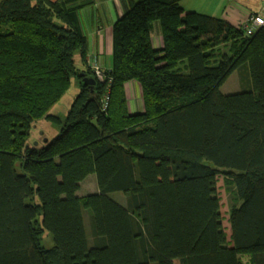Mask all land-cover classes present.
Segmentation results:
<instances>
[{
  "label": "trees",
  "instance_id": "trees-1",
  "mask_svg": "<svg viewBox=\"0 0 264 264\" xmlns=\"http://www.w3.org/2000/svg\"><path fill=\"white\" fill-rule=\"evenodd\" d=\"M123 1L103 81L85 66L95 0H0V264H264V25ZM235 70L242 89L222 92ZM73 78L62 118L51 108ZM42 119L60 133L32 144ZM93 173L98 191L81 196Z\"/></svg>",
  "mask_w": 264,
  "mask_h": 264
},
{
  "label": "crops",
  "instance_id": "crops-1",
  "mask_svg": "<svg viewBox=\"0 0 264 264\" xmlns=\"http://www.w3.org/2000/svg\"><path fill=\"white\" fill-rule=\"evenodd\" d=\"M182 3L187 11L196 10L221 17L234 26L247 21L253 14L264 15V0H183ZM124 10L123 0H95L93 5L81 10L83 25L88 35L89 53L85 60L86 67L94 60H98L103 68L111 67L113 25ZM81 65L85 67L84 64ZM125 88L130 111H141L143 104L140 85L128 82L125 83Z\"/></svg>",
  "mask_w": 264,
  "mask_h": 264
},
{
  "label": "rangeland",
  "instance_id": "rangeland-1",
  "mask_svg": "<svg viewBox=\"0 0 264 264\" xmlns=\"http://www.w3.org/2000/svg\"><path fill=\"white\" fill-rule=\"evenodd\" d=\"M155 43L160 42L158 41V38L154 40ZM90 58V57H89ZM79 61V56L77 57ZM95 62V60H94ZM98 64L102 67L100 62L97 60ZM93 64V62H92ZM105 81V79L103 80ZM242 89V82L240 79L239 72L235 70L229 78L223 83L221 86V91L224 93L229 92H236ZM80 91V86L78 81L73 78L71 80V83L67 89V91L64 93V95L61 97V99L51 108V113L57 114L60 117L64 118L66 114L68 113V110L70 108L71 103L75 99L76 95ZM141 110V109H140ZM37 126L33 128L32 137H30V143L36 144L38 142H46L47 138L51 139L59 135L60 133V127L54 123H51L49 121H46L44 119L39 120L36 124ZM219 188V194L221 197V204H222V215L224 218V226L226 228V231L228 235L231 234V228L230 223L228 221L229 219V204H228V195L225 187V182L222 180V178L219 179L218 183ZM98 191L97 186V178L96 174H90L83 182L81 186V190L79 193L82 195L87 193H94ZM110 196L116 199L119 202H122L123 199L125 200V194L122 191H114L110 193ZM86 215V226L89 229L90 226V216L88 214V211L85 213ZM41 243L46 248H51L54 246V241L51 236V234L46 230L42 236ZM243 262L244 264H250L249 257L247 255L243 256ZM156 264V263H154Z\"/></svg>",
  "mask_w": 264,
  "mask_h": 264
},
{
  "label": "built area",
  "instance_id": "built-area-1",
  "mask_svg": "<svg viewBox=\"0 0 264 264\" xmlns=\"http://www.w3.org/2000/svg\"><path fill=\"white\" fill-rule=\"evenodd\" d=\"M248 21H249V23H246L244 25V28L246 29V32L248 34H253V31L256 28L264 25V15H261V14L252 15L249 18ZM92 70H93L94 76L97 79H99V80H104L105 79V75L101 71V66L98 64L97 61L93 62V64H92Z\"/></svg>",
  "mask_w": 264,
  "mask_h": 264
},
{
  "label": "water",
  "instance_id": "water-1",
  "mask_svg": "<svg viewBox=\"0 0 264 264\" xmlns=\"http://www.w3.org/2000/svg\"><path fill=\"white\" fill-rule=\"evenodd\" d=\"M84 83H85L86 85H89V86L93 87V86L97 83V80H96L94 77L86 76V77L84 78Z\"/></svg>",
  "mask_w": 264,
  "mask_h": 264
}]
</instances>
